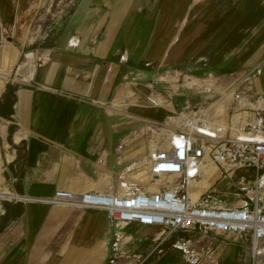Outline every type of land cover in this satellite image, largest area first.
Listing matches in <instances>:
<instances>
[{
  "label": "crops",
  "instance_id": "crops-1",
  "mask_svg": "<svg viewBox=\"0 0 264 264\" xmlns=\"http://www.w3.org/2000/svg\"><path fill=\"white\" fill-rule=\"evenodd\" d=\"M43 2L0 0V188L21 206L0 230V264H263L231 233L117 232L103 211L36 199L116 192L144 151L145 120L186 105L209 106L210 127L236 137L257 114L253 95L239 100L236 91L264 94V0H76L59 33L44 38L35 31ZM188 73L225 77L194 92ZM251 73L252 87L241 86ZM212 173L208 162L204 175ZM238 173V190L241 178L252 188L254 171ZM222 180L233 186L218 175L192 184L191 201ZM240 193L234 206L250 194ZM259 197L264 206V184Z\"/></svg>",
  "mask_w": 264,
  "mask_h": 264
},
{
  "label": "built area",
  "instance_id": "built-area-1",
  "mask_svg": "<svg viewBox=\"0 0 264 264\" xmlns=\"http://www.w3.org/2000/svg\"><path fill=\"white\" fill-rule=\"evenodd\" d=\"M185 79L191 81L193 77L185 76ZM204 89L210 93V88ZM150 102L156 104L153 98ZM249 105L257 114L233 138H224L220 128L210 127L209 106L193 108L186 105L162 122L145 120L147 133L162 138L150 144L148 175L152 180L172 179L170 187L149 192L129 189L119 182L114 193L111 187L103 192L81 194L57 190L50 198L36 200L52 206L103 211L117 232L138 225L161 229L163 239L177 232L195 231L205 237L231 233L242 244H250L253 258L264 254V248L258 245L264 242V206L259 197L260 187L264 184V98L258 96ZM208 162L215 173L206 176L204 166ZM245 170H253L255 180L249 189L245 187L244 178L239 180L240 191L250 192L248 199L242 200L240 205L223 207L203 199L208 188L191 202L188 193L191 184L204 178L211 181L214 175L219 179H232ZM119 239L117 236L114 247ZM177 247L184 253L188 251L186 246Z\"/></svg>",
  "mask_w": 264,
  "mask_h": 264
},
{
  "label": "rangeland",
  "instance_id": "rangeland-1",
  "mask_svg": "<svg viewBox=\"0 0 264 264\" xmlns=\"http://www.w3.org/2000/svg\"><path fill=\"white\" fill-rule=\"evenodd\" d=\"M76 0H44L42 12L40 13L41 16L38 17L36 21L35 31H39V36H55L59 33V28L62 26L63 21L66 19V17L71 13L73 4ZM254 74L251 73L249 75L243 76L242 79V85L241 86H250L253 85L254 80ZM185 76L193 77L191 81L186 80ZM223 77L225 76H214L210 77L207 76L206 78H202L203 81L200 82L198 80H195V76L191 75L190 73L184 74L182 76V79L185 81V85L188 87V90L194 91V92H201V86L203 84H206L208 86L212 85V82L223 80ZM209 78V79H207ZM209 80V81H206ZM197 86L200 87V89H196ZM246 88V87H245ZM236 94L239 96V98L244 97L246 95H253L252 101L255 100L258 96H261L264 98V94H254V91H244V90H237ZM146 124V123H145ZM147 125V124H146ZM146 125L144 126V151L142 155L136 159L133 163L130 165L132 168H130L128 171L120 173V178L118 180L117 188H119V182H122L124 185L127 186L129 189L133 190H148V191H154L158 186L159 183H157L155 180H152L148 175V160H147V153L150 149V144L154 140H160L162 139L161 136H156L155 134L149 135L146 131ZM136 132L133 137L136 135L138 136L139 131ZM136 136V137H137ZM135 137V138H136ZM243 173H238L235 179H227L229 182L233 183V186L230 187L229 190L225 189V186H223L224 183L227 181L222 180L220 183H216V185L208 186V189H206L205 194L203 195V199H207L209 202L216 204L217 206H223V207H232L234 205L239 204V201L241 200V193L238 190V187L236 186V182L238 181L239 177L243 176ZM123 176V177H121ZM251 178H247V180H250ZM237 180V181H236ZM168 184H173L172 179H168ZM126 188V187H125ZM202 191V192H203ZM3 193V194H2ZM201 193V192H200ZM198 193V195L200 194ZM2 194V197H0V206H3V203L6 202L7 204L15 201V199L11 197H5L4 195H11L4 190L0 188V195ZM198 197V196H197ZM197 200V198H196ZM262 248H264V243ZM260 256V255H259ZM257 257V256H256ZM262 257V263L264 264V254H261ZM259 257V258H260Z\"/></svg>",
  "mask_w": 264,
  "mask_h": 264
},
{
  "label": "trees",
  "instance_id": "trees-1",
  "mask_svg": "<svg viewBox=\"0 0 264 264\" xmlns=\"http://www.w3.org/2000/svg\"><path fill=\"white\" fill-rule=\"evenodd\" d=\"M46 43H43L41 47L45 46ZM35 45L32 46L34 48ZM3 209L5 210L4 215L0 216V230L6 225L8 221L13 219L15 216L21 213V206L20 204H15L10 206L6 202L3 203Z\"/></svg>",
  "mask_w": 264,
  "mask_h": 264
},
{
  "label": "bare ground",
  "instance_id": "bare-ground-1",
  "mask_svg": "<svg viewBox=\"0 0 264 264\" xmlns=\"http://www.w3.org/2000/svg\"><path fill=\"white\" fill-rule=\"evenodd\" d=\"M201 181H202V180H201ZM197 183H198V182H197ZM191 185H192V184H191ZM191 185H190V186H191ZM190 186H189V187H190ZM188 193H189V188H188ZM0 197H2V194L0 195ZM189 197H190V196H189ZM191 202H192V201H191Z\"/></svg>",
  "mask_w": 264,
  "mask_h": 264
},
{
  "label": "water",
  "instance_id": "water-1",
  "mask_svg": "<svg viewBox=\"0 0 264 264\" xmlns=\"http://www.w3.org/2000/svg\"><path fill=\"white\" fill-rule=\"evenodd\" d=\"M0 40H1V37H0Z\"/></svg>",
  "mask_w": 264,
  "mask_h": 264
}]
</instances>
